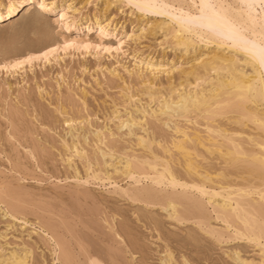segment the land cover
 I'll use <instances>...</instances> for the list:
<instances>
[{
	"label": "snow or ice",
	"instance_id": "obj_1",
	"mask_svg": "<svg viewBox=\"0 0 264 264\" xmlns=\"http://www.w3.org/2000/svg\"><path fill=\"white\" fill-rule=\"evenodd\" d=\"M119 13L144 24L114 30ZM153 40L197 55L158 64ZM0 123V264H264V0H107L102 17L99 0L0 3ZM201 125L217 130L192 137L198 155ZM64 193L95 223L73 230L53 210ZM186 201L215 205L217 224L187 218ZM186 223L196 230L171 231Z\"/></svg>",
	"mask_w": 264,
	"mask_h": 264
},
{
	"label": "rangeland",
	"instance_id": "obj_2",
	"mask_svg": "<svg viewBox=\"0 0 264 264\" xmlns=\"http://www.w3.org/2000/svg\"><path fill=\"white\" fill-rule=\"evenodd\" d=\"M8 2V0H0V3H4L6 4ZM94 2H96V0H94ZM100 2V7H101V17H102V12H103V4L104 2L106 3V0H99ZM95 9H93L94 11ZM95 19V18H94ZM157 18L154 17H148V22H155ZM139 25V26H143L144 24V20L141 17V15L139 13H134L133 15H126L125 13H119L116 16V21L114 22V30H118V31H131L133 25ZM190 51V52H189ZM188 52H181L180 50H171L169 48H164V47H160L159 45H157L155 43V41H151V42H147V48H146V53L148 55L151 56V58L156 62V63H161V62H171L172 60H176L177 62L180 61L181 57H183L186 61L191 60V58L195 55H197V53H193L191 50H189ZM192 52V53H191ZM186 56V57H185ZM61 63H63V61H61ZM69 63L71 64V59H69ZM37 72H39V69L37 70ZM87 83V81H85V84ZM13 84H15V81H13ZM81 87H83V85H81ZM83 98V97H82ZM86 103L89 104V106L91 107L94 104V101L92 100L91 96H88L86 99ZM212 126V127H211ZM194 127V126H193ZM207 127H211L212 130H217L216 126L213 125H208ZM207 127H205L204 125H201V127L196 130L195 132H199V139L200 140H207V137L210 135H213L214 133H210L208 130L205 131V128L207 129ZM219 128H222L226 131H234L240 128V126L238 124H229L228 121L224 120L222 121L219 126ZM213 130V131H214ZM6 132V128H4V126L2 125V123H0V141L3 140L4 138V134ZM207 132V133H206ZM197 135V133H194V131L191 133L190 138L192 141V136ZM203 135V136H202ZM202 136V137H201ZM214 136V135H213ZM204 138V139H203ZM189 140V144L188 146L189 149H191V151L195 154L198 155H202L204 152V149H200L198 144L191 142ZM205 147H207V144H205ZM195 148L196 151L193 149ZM193 149V150H192ZM10 149L5 148L4 144L2 142H0V153L3 152H9ZM195 151V152H194ZM198 151V152H197ZM200 152V154H199ZM14 155L20 157V159L22 161H25L27 164L32 165L33 162L31 161V159L24 154L23 152V147H20L17 150H14ZM182 158V159H181ZM145 160L148 159V156L146 155L144 157ZM171 161L170 167L172 168V170L177 171V173L179 172H183L185 166H184V159L183 157L180 156V154H175L173 157L169 158ZM179 161H178V160ZM104 161V163H103ZM100 164L102 165L101 170H103V167L106 166L107 164L112 163L111 158L109 157V159L107 161L104 160V158L100 157L99 160ZM183 163V164H182ZM7 164V160L3 159L2 157H0V172L3 171V168L5 167V165ZM175 164V165H174ZM180 164V165H179ZM39 165L41 167V172L47 170L48 173H52V172H56L57 176L59 178L61 173H64L65 175H68L69 172H71V169L66 168V166L61 163L59 164V166L57 167L53 161L48 160L47 162H45L44 160H40L39 161ZM174 165V166H173ZM184 166V167H183ZM79 167V170L83 173L84 171V165L82 164H78V162H74L72 165V168H77ZM133 167L137 169L138 172H143L144 169H141L138 165L133 164ZM139 167V168H138ZM213 167H217L218 170V166L213 165ZM111 171L113 172V175L115 176L116 174V170L115 168H112ZM37 175H39V173H37ZM123 175H120L118 177L119 180L121 181H126L128 183H132L131 181H128V177H124ZM69 179L71 178L70 176L68 177ZM29 184L31 185V181H29ZM127 184H122V187H126ZM33 190L35 191H39V190H43V193L45 195H47L49 192H54L55 190L52 188L51 185H35L32 186ZM93 191H100L98 189H93ZM118 197L115 198H111L110 203L112 205H115L116 201H118ZM170 203V204H169ZM167 205H162L163 207H161L160 209H158V211L160 212V214L162 216L167 215L166 212H164V207H167L169 209H171V205L173 203H175V201H170ZM194 204V205H192ZM215 207V205H204V206H197L195 203L193 202H189L186 201L185 202V208L182 210L185 214V216L189 219L192 220H196L198 219L202 214L206 215V217L209 220V223L211 225H216L217 224V220L215 219V215L212 212V209ZM199 208V209H198ZM53 210L57 213H62L66 219L68 220L69 226L73 229L76 230L78 225L76 223L77 220H79L80 217H84L86 219H88L89 223H95V221H93L90 217V212L91 209L88 205H84L81 204L80 201L76 200L73 198V196L69 193H64L63 194V198L59 203H55L54 204V208ZM169 224H172L171 221L168 222ZM99 225L97 224V227ZM83 229V225L80 226V230ZM177 230L180 231V233L182 234L185 231H195L196 230V224L194 223H186L184 225H175L171 228V231L176 232Z\"/></svg>",
	"mask_w": 264,
	"mask_h": 264
},
{
	"label": "bare ground",
	"instance_id": "obj_3",
	"mask_svg": "<svg viewBox=\"0 0 264 264\" xmlns=\"http://www.w3.org/2000/svg\"><path fill=\"white\" fill-rule=\"evenodd\" d=\"M106 1H107V0H106ZM104 3H105V2H104ZM189 52H190V51H189ZM191 53H192V52H191ZM193 53H194V52H193ZM185 57H186V56H185ZM211 127H212V126H211ZM216 129H217V128H216ZM206 130H207V129L205 128V131H206ZM213 130H214V129H213ZM213 130H212V133H215L216 130H214V131H213ZM197 132H198V131H197ZM197 132L194 131V133H197ZM206 133H207V132H206ZM212 133H211V134H212ZM209 135H210V133H209ZM213 135H214V134H213ZM194 136H196V135H194ZM202 136H203V135H202ZM202 136H201V137H202ZM192 137H193V136H192ZM192 137H191V138H192ZM189 138H190V137H189ZM198 139H199V138H198ZM203 139H204V138H203ZM189 140L191 141V139H189ZM191 142H192V141H191ZM188 144H189V143H188ZM190 144H191V143H190ZM190 144H189V145H190ZM193 144H194V143H193ZM189 147H190V146H189ZM206 148H207V147H205V149H206ZM193 149L196 151L195 148H193ZM193 149H192V150H193ZM190 151H191V149H190ZM195 151H194V152H195ZM197 152H198V151H197ZM195 153H196V152H195ZM178 154H179V153H178ZM199 154H200V152H199ZM180 156L183 157V159H184V166L186 167L187 164H188V161L185 160L183 154H180ZM181 159H182V158H181ZM101 160H102V157H101ZM177 160H178V159H177ZM171 161H172V160H171ZM178 161H179V160H178ZM103 163H104V161H103ZM110 164H111V163H110ZM182 164H183V163H182ZM174 165H175V164H174ZM174 165H173V166H174ZM179 165H180V164H179ZM184 166H183V167H184ZM138 168H139V167H138ZM171 169H172V168H171ZM175 172H177V171H175ZM124 177H125V176H124ZM124 177H123V178H124ZM126 177H127V176H126ZM126 177H125V178H126ZM138 178H139V177H138ZM169 204H170V203H169ZM192 205H194V204H192ZM194 206H195V205H194ZM162 207H163V206H162ZM170 207H172V205H171ZM212 207H213V205H212ZM184 208H185V207H184ZM198 209H199V208H198ZM215 219H216V218H215Z\"/></svg>",
	"mask_w": 264,
	"mask_h": 264
}]
</instances>
